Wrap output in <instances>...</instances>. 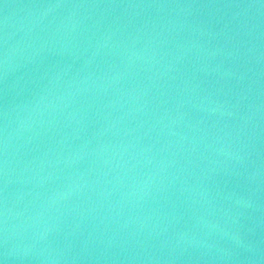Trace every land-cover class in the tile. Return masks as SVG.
<instances>
[{"label": "water", "instance_id": "95a60500", "mask_svg": "<svg viewBox=\"0 0 264 264\" xmlns=\"http://www.w3.org/2000/svg\"><path fill=\"white\" fill-rule=\"evenodd\" d=\"M0 264H264V0H0Z\"/></svg>", "mask_w": 264, "mask_h": 264}]
</instances>
